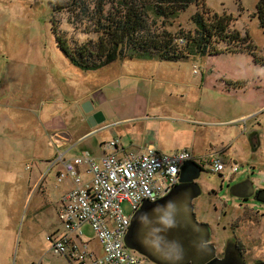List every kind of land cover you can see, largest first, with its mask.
<instances>
[{
  "label": "rangeland",
  "instance_id": "374dc122",
  "mask_svg": "<svg viewBox=\"0 0 264 264\" xmlns=\"http://www.w3.org/2000/svg\"><path fill=\"white\" fill-rule=\"evenodd\" d=\"M259 1L207 0L214 14L234 19L232 29L249 35L259 61L223 53L180 62L127 60L83 72L58 48L55 28L69 39L85 41L90 38L86 24L75 30L70 15L55 13L49 0H0V264H68L50 243L63 231L58 211L66 182L58 183L60 166L52 169V163L40 160V154L55 156L44 130L53 115L62 116L76 139L83 138L71 156L86 150L99 156L102 146L117 138L133 152L150 144L167 154L191 152L203 168L193 213L208 226L215 257H223L236 242L246 264L264 262V202L257 195L246 200L232 192L247 179L256 194L264 191ZM196 11L191 5L170 19L167 29L197 31ZM150 14L159 25L164 22ZM88 102L91 111L86 113ZM91 113L101 115L94 125L87 122ZM258 126L263 147L256 153L251 133ZM212 152L227 166L222 176L212 171ZM232 166H238L234 175ZM122 210L132 215L128 204ZM84 235L100 253L90 226Z\"/></svg>",
  "mask_w": 264,
  "mask_h": 264
},
{
  "label": "built area",
  "instance_id": "2783aa9c",
  "mask_svg": "<svg viewBox=\"0 0 264 264\" xmlns=\"http://www.w3.org/2000/svg\"><path fill=\"white\" fill-rule=\"evenodd\" d=\"M55 145L58 153L52 169L62 167L58 183L71 180L73 185L59 206L63 231L50 238L53 253L65 257L68 264H148L127 245L132 219L145 204L166 198L181 184L183 166L197 163L193 154L188 150L165 154L155 148L133 152L122 148L117 138L104 144L99 156L86 150L67 161ZM208 159L214 173L222 175L227 169L218 154ZM231 169L233 175L238 172V166ZM125 203L131 216L122 210ZM86 225L94 232L100 253L84 235Z\"/></svg>",
  "mask_w": 264,
  "mask_h": 264
},
{
  "label": "trees",
  "instance_id": "16d2710c",
  "mask_svg": "<svg viewBox=\"0 0 264 264\" xmlns=\"http://www.w3.org/2000/svg\"><path fill=\"white\" fill-rule=\"evenodd\" d=\"M49 2L55 13L65 12L70 15L69 23L75 30L86 24L84 33L90 38L85 41L69 39L55 28L58 48L72 66L83 72L98 71L116 62L127 60L180 62L198 57H215L223 53L246 54L252 56L254 61H259L249 35L243 36L240 31L232 29L234 19L214 14L207 6V0H49ZM191 5L197 8L194 19L198 22L199 29L195 32L180 31L178 34L168 30L169 20ZM151 11L164 19L161 25L152 19ZM255 16L264 30V0L259 1ZM239 84L228 86L236 87L235 85ZM253 145L256 148L255 143ZM188 163L195 169V176L193 179L182 177L181 184L175 190L194 185V199L201 194L196 180L203 168L196 162ZM187 167L188 165L183 166L181 175ZM253 189L251 187V193ZM258 194V197L264 200V191ZM201 225L207 226L203 223ZM206 228L208 235L203 241V246L209 248L215 256L216 250L210 243V230L208 226ZM185 264L198 263L190 259Z\"/></svg>",
  "mask_w": 264,
  "mask_h": 264
},
{
  "label": "water",
  "instance_id": "95a60500",
  "mask_svg": "<svg viewBox=\"0 0 264 264\" xmlns=\"http://www.w3.org/2000/svg\"><path fill=\"white\" fill-rule=\"evenodd\" d=\"M91 103L84 106L88 113ZM193 191L173 190L166 198L145 204L132 219L127 245L155 264H218L219 259L203 246L207 226L195 219Z\"/></svg>",
  "mask_w": 264,
  "mask_h": 264
},
{
  "label": "crops",
  "instance_id": "0c3cea01",
  "mask_svg": "<svg viewBox=\"0 0 264 264\" xmlns=\"http://www.w3.org/2000/svg\"><path fill=\"white\" fill-rule=\"evenodd\" d=\"M229 55H234V54H229ZM235 55H239V54H235ZM220 56H222V55H220ZM252 62H253V60H252ZM253 64H255V63L253 62ZM233 83H230V84H233ZM61 117H59V116L55 117L53 115L51 117V120L49 119L48 121L45 122V129H44L46 131L45 133L48 136L50 145L55 149L56 152H55L54 157H52L53 155H51L47 158H43V155L40 154V160H45L46 162H49V164L54 162V160L57 156V153H58L55 143L59 147V151L66 154V160L67 161L73 160L77 156H79V155L71 156L70 152L78 146V144L82 141L83 138L76 139L75 136L70 131L67 130V125L65 122H63L64 119ZM57 118L60 119V121H57L58 120ZM261 129H262V127L258 126L257 129H254L251 133V142L252 143L254 142L256 145V148H254L256 150L255 151L256 153H258L263 147V137H262V134L260 133ZM122 148L128 150L127 146H125L123 143H122ZM148 148H155L157 151L162 152V151L158 150L153 144H150L146 147H140L138 150L144 152ZM102 149H103V146H102ZM140 151H138V152H140ZM179 151H181V150H178L177 152H179ZM177 152H175V153H177ZM102 153H104V152H102ZM165 154H167V153H165ZM210 154H216V153L212 152ZM197 163H198V161H197ZM57 167H59V166H57ZM61 169H62L61 166H60V169H57V171H56L57 175ZM243 184H245V185L250 184V186L252 188H254L253 189L254 191H252L253 193H251V195L256 193L254 183L250 179H247V180L243 181L242 183H238L236 185H243ZM72 185H73V183L71 182V180L66 181L64 189L61 193V200H62V197L72 188ZM35 188H34V190H35Z\"/></svg>",
  "mask_w": 264,
  "mask_h": 264
},
{
  "label": "flooded vegetation",
  "instance_id": "af4514ba",
  "mask_svg": "<svg viewBox=\"0 0 264 264\" xmlns=\"http://www.w3.org/2000/svg\"><path fill=\"white\" fill-rule=\"evenodd\" d=\"M100 114L99 113H91L88 115L87 118V122L90 125H94L96 124L97 120L100 119ZM185 165H188V167L186 168V171L183 172V174L181 175V178H186V179H193V177L195 176V169L191 166H189V163H186ZM197 181V180H196ZM187 191H195V186L194 185H188L186 187ZM232 192L235 196L243 198V199H248L251 196L257 195V198L259 194H253L251 195V186L250 184H243V185H234L232 187ZM260 199V198H259ZM261 202H264V200L260 199ZM230 246H228L225 254L223 257H218L219 262L218 264H246L245 261L243 260V256L240 252V250H238V244L236 242H233L232 244H229ZM259 263H264V262H258L256 264Z\"/></svg>",
  "mask_w": 264,
  "mask_h": 264
}]
</instances>
